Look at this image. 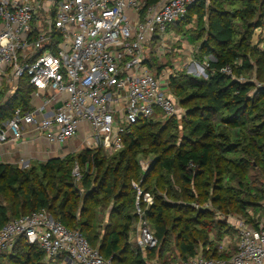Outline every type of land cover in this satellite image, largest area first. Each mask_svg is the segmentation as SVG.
Returning a JSON list of instances; mask_svg holds the SVG:
<instances>
[{
	"label": "built area",
	"instance_id": "2783aa9c",
	"mask_svg": "<svg viewBox=\"0 0 264 264\" xmlns=\"http://www.w3.org/2000/svg\"><path fill=\"white\" fill-rule=\"evenodd\" d=\"M202 2L210 3L0 0V106L14 96L22 78L27 77L34 88L31 109H18L1 124L0 147L24 139L66 146L87 124L84 142L89 150L105 148L116 153L124 148L123 137L130 128L141 121L179 119L182 111L171 91L172 79L188 67L196 69L189 68L188 74L198 76L204 67L185 60L183 69L157 72L150 62L170 50L167 41H179L178 36H171L174 27ZM196 22L195 15L186 28H194ZM222 72L233 74L230 67ZM4 83L9 86L6 95L2 93ZM18 166L23 170L30 163L22 159ZM74 177L80 178L78 167ZM141 196L142 191L138 201ZM144 200L152 204L149 194ZM230 220L235 234L219 242V253L229 257L210 259L200 251L177 264H264V214L251 221L243 217ZM139 231L140 253L159 246L146 224L142 223ZM20 240L42 250L47 264H112L83 234L71 231L46 210L0 228V255L12 254Z\"/></svg>",
	"mask_w": 264,
	"mask_h": 264
},
{
	"label": "trees",
	"instance_id": "16d2710c",
	"mask_svg": "<svg viewBox=\"0 0 264 264\" xmlns=\"http://www.w3.org/2000/svg\"><path fill=\"white\" fill-rule=\"evenodd\" d=\"M211 3L212 0L209 6L204 2L193 6L185 21H182L174 29L183 33L186 31V25L196 15V29L205 31V14L212 7ZM253 8L248 5L247 9L241 13V18L244 19L247 14L252 12ZM211 11L207 32L212 38V44L209 45L208 40L205 41L200 52L203 56L213 57L214 61L209 62V68L215 70L216 74L211 75L210 72L209 80L204 81L199 79L200 77L183 72L180 74L181 76L173 78L171 82V91L174 94L178 92L184 94L181 106L188 107L183 121V135L186 141L178 148L167 149L168 146L164 147V144H167L171 136L166 133L165 127L177 130L178 123L172 118L168 119L164 126H161L163 120L151 119L141 121L131 127L129 133L123 137L124 148L111 158L102 157L103 149H99L81 151L77 157L69 155L64 159L55 158L46 163H38L40 165L37 169L31 165L22 170L12 165L0 164V194L17 190L25 195V201L20 206L15 204V206L7 208L0 205V228L13 220L46 210L56 221L61 222L71 231H79L92 247H96L92 244L95 239L91 237L94 234L92 233L94 218L90 215L88 206L82 208L80 196L72 184V164L75 158L80 164L94 163L96 168L104 169V178L111 174L112 184L108 185L107 183L105 188L107 192H110L113 187L116 189L126 188V182L128 190H131V182L138 181L140 176L135 158L145 146L150 147V152L156 154L157 158L155 167L150 169L149 174L151 175L158 167L168 176V185L171 186V182L176 181L178 188H183V196L189 192L186 188H190L198 181L203 169L217 165L219 160L225 156L241 152L249 159H253L256 166L264 169V78L260 79L264 76V52L253 53L254 49H251L252 52H250L257 55L256 73L258 80L262 83L261 87L257 89L255 97L250 98L254 84L249 81L241 83L238 79L234 80L222 73V70L230 67L234 75H240L251 69L250 56L247 54L249 45H245V42L251 39L252 33L246 39L235 41L236 35L232 24L225 20L221 11L215 8ZM213 12L219 15L214 16ZM262 26V23L257 22L251 29L254 31ZM199 30L198 32H200ZM192 37L193 35H191V42L193 41ZM196 38L199 39L201 36ZM239 59L242 60V66L238 69L235 67V62ZM151 68L154 69L152 66ZM163 68L159 67L155 71L160 72ZM33 92L34 88L29 84V79L22 78L14 96L6 105L0 106V126L3 122L11 119L16 110L21 109L27 112L31 109L30 96ZM1 96L0 92V100ZM241 166L247 169L248 165L242 162ZM146 174V177L149 178L148 172ZM43 180L47 184L44 185ZM103 183L104 181L101 184ZM82 184L84 188L93 191L87 176L83 179ZM152 186L153 184L146 178L140 190L143 195H152L153 193L156 201L152 206H148L143 202V196H141L140 205L145 209L146 218L150 219L154 225L151 231L157 238L159 246L145 254L137 250L131 257H127L129 248L126 247V244L124 245V242L128 239L129 230L134 220V217L130 215L131 207L133 208L137 198V195H134L129 206L121 203L118 207L120 212L119 220L116 223L118 227L109 231L98 246L104 259H111L112 264H149L153 261H157L159 264H177L195 257L200 251L210 259L229 257L219 253V245L213 246L212 242L209 243L208 231L209 228H216L220 237L218 242H220L225 236L232 235L228 233L230 230L227 223L224 221L215 223L213 219L208 220L206 216L210 214L201 210L195 212L193 217H185L187 221L181 232L179 245L176 246L178 251L175 256V253H172L168 248V216L166 215L167 211L175 208V203H167L165 200L157 198L155 191L151 190ZM168 190L170 189L168 188ZM168 190L166 194L169 192ZM126 195L121 196V201ZM262 198L261 196L259 199ZM219 203L223 204L224 202L220 201ZM176 206L190 207L189 204L184 206L177 204ZM239 209L244 213L243 206H240ZM79 212H81L80 216ZM167 214L169 215V213ZM245 215L248 217V214ZM179 217L184 218V214L182 213ZM247 219L251 221L253 218L248 217ZM119 221H123V223L120 224ZM79 222L82 225L80 227H78ZM201 226L203 228L196 238L195 233L190 230H196ZM200 244H203L201 248ZM234 250L233 247L232 251ZM5 257L9 259L10 263L8 264H47L44 252L37 246L29 245L25 240L18 242L12 254H1L0 263L1 259Z\"/></svg>",
	"mask_w": 264,
	"mask_h": 264
},
{
	"label": "rangeland",
	"instance_id": "374dc122",
	"mask_svg": "<svg viewBox=\"0 0 264 264\" xmlns=\"http://www.w3.org/2000/svg\"><path fill=\"white\" fill-rule=\"evenodd\" d=\"M210 1L211 0H209V2ZM209 5L210 4L207 6ZM211 5L212 7H210L205 14V31H200L198 29L200 31L198 32L196 29L197 22L194 28H190V30L184 31L183 33L174 29L171 36H178L179 41L177 43L167 41L165 44L170 50L164 53L162 58L152 61L150 64L154 70H157L159 67H164L163 69L170 68L172 70H177L178 67L183 69L182 64L185 60L190 58L204 67V73H200L197 76L200 77L199 79L208 81L211 75H215L216 71L207 67L210 61H214L213 57L203 56L200 52V48L205 41L208 40V44H212V38L208 35L207 31L209 30V20L211 18L210 12H212L211 10L215 8L218 11H221L225 20L232 24L236 35L235 41L246 39L252 33L251 39L248 42H245L244 40L245 45H249L247 54L250 56L249 58L252 64L251 69L244 71V73L240 75H234L233 72L232 75L228 76L234 80L238 79L241 83L249 81L254 84V88H252L250 92V98H254L257 89L261 87L262 83L258 80L256 73L258 68L256 64L257 55L251 54L250 52H252L251 49L255 50L253 53L256 51L264 52V0H212ZM248 5H251L254 8L251 13L247 14L246 17L242 19L241 13L247 9ZM213 14L214 16L219 15L216 12H213ZM257 22L262 23L263 26L253 31L251 27L255 26V23ZM191 35H193L192 42ZM199 35L201 38L197 39L196 37ZM161 46L162 45L159 44L157 48L160 49ZM235 65V67L239 69L242 66V60H237ZM205 66L207 67L206 69ZM189 68L190 67H188V69ZM188 69L184 68V72L189 71ZM210 72L211 75L209 74ZM180 74H178V77L181 76ZM191 75L194 76V74ZM263 78L264 76L260 79ZM8 90L9 86H7V83H4L2 88L3 95H6ZM7 96L9 95L7 94ZM174 96L181 108L182 114L179 119L174 118L179 126L177 130L172 127H165L166 133L171 136L167 144H164V147L168 146L167 149L178 148L186 141L183 135V121L186 117L188 107L181 106V100L184 94L178 92L174 94ZM167 121L168 119H164L163 122H161V126H164ZM150 151V147L145 146L141 149L140 154L136 156L135 161L138 164L137 166L139 168L140 176L138 181L136 180L131 182L130 191L127 188L128 184L126 182V188L119 187L116 189V187H113L110 192H107V190H105L107 183L108 185L112 184L111 174L104 178V169L102 170L101 168H96L94 163L80 164L75 158V161L72 164V184L75 187V191L80 196V201L83 205L82 208L88 206L90 215L94 218V222L92 224V233L94 234L91 237L95 239L92 244L96 245V247L102 243L109 231L118 227L116 224L119 220L118 214H120L118 207L121 203L122 205L124 204L129 206L130 200L134 195H137V198L133 208L131 207L130 210V215L134 217V220L129 230L128 239L124 242V245L126 244V247L129 248V255L127 257H131L138 250L137 241L139 239V230L142 223L146 224L150 229L154 228L152 221L145 216V209L140 205L141 201H138V197L141 192L140 187L146 178L153 184V189L151 190L155 191L157 198L165 200L167 203H175V208L166 212V215L168 216V248H170L172 253H175V256H177L178 251L176 250V246L179 245L181 232L187 221V218L185 217H193L195 216V212L197 213L199 210L206 211L210 214L206 216L208 220L213 219L215 223L218 221L226 222V225L230 230L228 233L232 234V236L235 234V228L233 220H230L229 222V218H257L264 214V169L256 166L257 164L253 161V159H249V157L245 156L243 153L240 152L236 155L225 156L219 160L217 165L203 169L202 172H200L198 181L190 188L187 187L188 189L186 188V190L189 192L183 196V188H178V183L176 181H172L171 186L168 185V176L158 167H156L151 175L149 174L150 169L155 167V163L157 161L156 154L151 153ZM77 154L78 153H74L70 157H77ZM101 155L102 157L111 158L115 156L116 153L103 148ZM46 162L47 161H37L31 163V167L37 169L40 165L38 163ZM242 162L247 163V169L246 167L241 166ZM77 167L80 171V178L74 177V170ZM104 168L106 167L104 166ZM147 172L150 175L149 178L146 177ZM86 176L89 183L92 185V192L91 190L83 187V179ZM52 181L51 183H53ZM102 181H104L103 184H101ZM43 184H47L46 181L43 180ZM168 188L170 190H168ZM22 190H24L23 187ZM167 190L169 192L166 194ZM127 191H129L130 194L127 193ZM122 195H126V197L121 201ZM146 195L147 194L143 195L142 193L143 202L148 206H152L156 201L155 195L153 193L152 195L154 196L149 194L152 204L145 202L144 199ZM261 196L263 198L259 199ZM85 198L86 202L84 201ZM87 199L89 200V203ZM24 201L25 195L19 193L17 190H11L6 194H0V205L7 208L15 206V204L20 206ZM220 201H223L224 203H219ZM177 204L182 206L189 204L190 207H177ZM240 206L244 207V213L240 211ZM81 212H79V216ZM167 213H169V215ZM182 213L184 214V218L179 217ZM245 214H248V217H246ZM119 222L120 224L123 223V221ZM80 226L82 225L79 222L78 227ZM202 228L203 227L201 226L196 230L191 229L190 231L195 233V237L198 238L197 234ZM208 231L209 243L212 242L213 246L219 245L218 240L220 237L217 234L218 230L216 228H209ZM202 245L203 244H200L199 247L201 248ZM8 263H10L8 258L5 257L4 259H1L0 264Z\"/></svg>",
	"mask_w": 264,
	"mask_h": 264
},
{
	"label": "crops",
	"instance_id": "0c3cea01",
	"mask_svg": "<svg viewBox=\"0 0 264 264\" xmlns=\"http://www.w3.org/2000/svg\"><path fill=\"white\" fill-rule=\"evenodd\" d=\"M190 28H186V31ZM192 60V59H188ZM190 71H196L193 67H190ZM88 125L84 124L80 135L71 141L66 146L55 147L49 144L45 140L30 141L27 139L21 140L12 146H1L0 147V164L12 165L19 167L18 163L20 160L29 161L31 163L37 161H49L55 158H65L74 153H79L82 150H89L84 142V136Z\"/></svg>",
	"mask_w": 264,
	"mask_h": 264
}]
</instances>
